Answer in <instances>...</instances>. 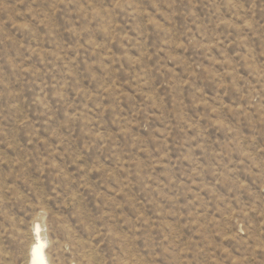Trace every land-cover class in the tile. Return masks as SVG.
Returning a JSON list of instances; mask_svg holds the SVG:
<instances>
[{"label": "rangeland", "instance_id": "1", "mask_svg": "<svg viewBox=\"0 0 264 264\" xmlns=\"http://www.w3.org/2000/svg\"><path fill=\"white\" fill-rule=\"evenodd\" d=\"M264 264V0H0V264Z\"/></svg>", "mask_w": 264, "mask_h": 264}, {"label": "bare ground", "instance_id": "2", "mask_svg": "<svg viewBox=\"0 0 264 264\" xmlns=\"http://www.w3.org/2000/svg\"><path fill=\"white\" fill-rule=\"evenodd\" d=\"M34 241L30 250V257L28 264H50L49 258L46 254L47 235L45 232V225L43 223V216L39 217L33 225Z\"/></svg>", "mask_w": 264, "mask_h": 264}]
</instances>
